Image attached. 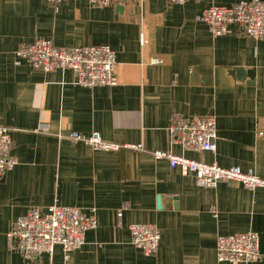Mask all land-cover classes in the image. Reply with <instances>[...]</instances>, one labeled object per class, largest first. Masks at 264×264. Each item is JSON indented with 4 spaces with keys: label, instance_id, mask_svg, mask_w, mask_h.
I'll return each mask as SVG.
<instances>
[{
    "label": "crops",
    "instance_id": "1",
    "mask_svg": "<svg viewBox=\"0 0 264 264\" xmlns=\"http://www.w3.org/2000/svg\"><path fill=\"white\" fill-rule=\"evenodd\" d=\"M241 1L249 0L103 8L85 0H0V126L16 161L0 181V264H230L216 260L217 237L247 231L258 234L262 253L247 264H264V188L200 187L193 173L152 156L167 151L264 180V39H249L234 24L213 37L196 19L207 7ZM36 39L110 46L117 84L82 88L68 69L33 70L15 51ZM175 114L214 116L216 151L170 144ZM72 131L142 150L96 151L71 140ZM53 204L79 207L96 228L67 260L58 245L51 256L24 260L6 234L28 209ZM138 223L158 226L155 256L132 245L128 227Z\"/></svg>",
    "mask_w": 264,
    "mask_h": 264
},
{
    "label": "built area",
    "instance_id": "2",
    "mask_svg": "<svg viewBox=\"0 0 264 264\" xmlns=\"http://www.w3.org/2000/svg\"><path fill=\"white\" fill-rule=\"evenodd\" d=\"M59 4L63 0H42ZM93 8L120 6L125 3L143 0H85ZM171 4L182 5L185 2L201 0H166ZM205 23L213 37L229 32L231 25H238L243 35L249 39H264V1H241L232 6H210L196 18ZM146 41L140 37L141 45ZM18 59L23 60L33 70L43 73L68 69L74 76V85L95 88L113 87L117 84L115 76V52L107 45L82 47H55L51 40L36 39L30 44H22L15 51ZM154 64H161L158 58H152ZM168 131V142L179 145L185 150L200 152L216 151V120L212 115L184 118L180 114L172 116ZM68 137L86 144L96 151H119L120 148L142 150L141 144L118 145L105 141L100 133L80 134L69 132ZM12 139L6 127L0 126V181L13 170L16 161L11 156ZM156 160L165 159L170 167H178L183 172L194 174L200 187H216L219 183L235 181L245 189L264 188V180L251 173H245L239 167H219L216 164L198 162L173 153L154 150ZM212 216L216 217L212 210ZM97 220L93 215H85L77 206L53 204L45 210L28 209L17 217L6 239L15 243L16 250L24 260L46 254L51 256L54 246L61 247L65 259L69 252L81 248L85 243L87 230H94ZM132 245L147 256H155L161 239L160 230L155 224L138 223L129 227ZM216 260L219 263L247 264L260 261L259 236L253 231L242 234L219 235L215 243Z\"/></svg>",
    "mask_w": 264,
    "mask_h": 264
}]
</instances>
